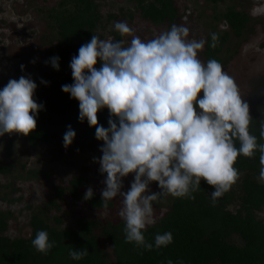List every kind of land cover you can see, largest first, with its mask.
Wrapping results in <instances>:
<instances>
[{"label": "clouds", "instance_id": "obj_1", "mask_svg": "<svg viewBox=\"0 0 264 264\" xmlns=\"http://www.w3.org/2000/svg\"><path fill=\"white\" fill-rule=\"evenodd\" d=\"M114 28L121 37L132 32L124 22H116ZM188 35L187 27L173 24L153 39L132 36L125 46L123 39H100L93 34L71 58L73 83L61 86L79 102V121L87 120L95 127L96 139L103 142L102 157L96 159L100 173L106 174L101 205L107 209L109 201L120 197L125 242L149 251L173 241L171 232L157 234L154 245L145 240L143 230L155 222L154 201L169 195L194 199L192 193L203 180L214 189L211 202L215 205L239 178L234 167L237 158H252L257 151L261 166L257 179L264 182V143L249 132L248 102L220 62L204 63L198 58L206 41L188 40ZM210 35V46L215 48L218 34ZM59 59L50 58L57 71ZM36 88L30 77L22 75L0 90V136H28L36 129L37 116L44 108L34 98ZM105 108L107 128L98 123V112ZM75 136L69 125L63 146L68 148ZM260 139L264 140V121ZM129 174H134V181L127 192L121 191L123 178ZM152 182L158 183L160 191L146 194ZM93 195L89 187L83 198L90 200ZM31 243L43 254L55 247L44 230ZM88 254L87 248L69 251L73 260Z\"/></svg>", "mask_w": 264, "mask_h": 264}, {"label": "trees", "instance_id": "obj_2", "mask_svg": "<svg viewBox=\"0 0 264 264\" xmlns=\"http://www.w3.org/2000/svg\"><path fill=\"white\" fill-rule=\"evenodd\" d=\"M137 9L143 19L155 24L179 25L181 15L175 0H137ZM47 12L49 28L57 35L58 50L49 51L46 61L51 66L50 58L58 56L59 70L63 73L69 71L71 58L78 55L80 46L90 41L93 34L99 36L96 31L102 16L95 0H60L58 6ZM220 19L237 38L243 36L250 22L247 13L232 6L219 16ZM210 34L198 56L204 63L216 59L222 65L225 63L222 52L227 34L219 37L215 48L210 46ZM113 36L114 40L123 38L116 30ZM100 66L98 61L96 67ZM55 70L53 67L39 70L38 83L41 84L44 77L52 81L56 90L35 91L36 102L44 105L37 116L36 129L28 136L10 135L25 140L31 146L64 147L63 136L71 125L76 136L69 149L79 151L102 145L103 142L95 137V127H90L87 120L79 121V102L62 91L61 86L72 84L73 78L56 74ZM250 115L249 132L257 137L258 143H264L260 139V124L264 119ZM108 119L107 108L98 112L100 125L107 128ZM236 147H239L238 141ZM259 155L257 151L252 158L243 155L237 158L234 167L239 171V178L215 205L211 202L214 189L203 180L199 189L192 193L194 199L172 197L163 213L157 208L159 201H154L152 207L158 211V216L155 215V222L143 230L145 240L154 245L157 234L171 232L173 241L159 249L153 246L151 251L125 242L122 219L111 221L72 214L74 225H64L61 217L54 215L51 223L49 212L53 208L59 210L60 201L68 195L74 200L84 199L86 190L91 187L89 178L83 174L88 168L83 167L82 174L73 176L66 185L56 186V199L49 201L47 210L32 214L30 236L10 238L3 235L12 214L9 210H0V264H167L168 260L173 264H264V222L258 218L264 207V182L257 179L261 167ZM32 173L52 181L50 171ZM101 199V194L94 192L93 197L84 203L91 210H103ZM112 205L113 202L109 201L108 207ZM41 230L48 233L50 242L55 241V247L47 254L37 252L31 243ZM83 248L89 252L86 257L71 259L70 250Z\"/></svg>", "mask_w": 264, "mask_h": 264}, {"label": "rangeland", "instance_id": "obj_3", "mask_svg": "<svg viewBox=\"0 0 264 264\" xmlns=\"http://www.w3.org/2000/svg\"><path fill=\"white\" fill-rule=\"evenodd\" d=\"M59 2L60 0H0V90L10 79L18 80L22 75L30 77L36 83L35 91L56 90L51 80L43 77L41 80L47 83L39 84L38 79L41 68L52 67L45 63L46 54L58 50L57 35L55 30L49 28L47 10L58 6ZM175 2L181 15L179 25L189 29L188 40L206 41L209 33H216L220 38L227 34L223 45L225 63L222 68L234 78L242 98L249 104L250 113L264 119V0ZM95 3L102 16L96 31L100 39H114L116 22H124L132 29L130 34L122 38L125 46L130 44L132 36H139L146 41L170 30L166 24H155L143 19L137 9V0H95ZM231 6L250 17L241 38L235 37L223 20H218ZM202 51L203 49L199 53ZM21 65L25 66L23 71ZM55 73L61 71L55 70ZM61 74L72 78L71 68ZM102 145L75 151L55 145L31 146L25 140L13 138L7 133L0 136V168H4V171H0V210H9L12 214L3 235L10 238L30 236L32 214L47 210L49 201L56 199V186L66 185L73 176L82 174L83 167L88 168L83 174L89 178L91 188L95 193L101 194L106 174L100 173V164L96 159L102 157ZM34 171H50L52 181L44 180L32 173ZM133 181L134 174L124 177L121 191L127 192ZM157 191H160L158 183L152 182L146 194ZM170 198L171 195L159 200V212L166 210ZM111 201L112 207L95 211L87 207L84 199L74 200L68 195L60 201L59 210L53 208L49 212L50 221L52 223V217L57 215L64 225H74L72 214L101 220H121V198L116 197ZM155 215L158 216V211L153 210V217ZM258 218L264 222V207L259 211Z\"/></svg>", "mask_w": 264, "mask_h": 264}, {"label": "flooded vegetation", "instance_id": "obj_4", "mask_svg": "<svg viewBox=\"0 0 264 264\" xmlns=\"http://www.w3.org/2000/svg\"><path fill=\"white\" fill-rule=\"evenodd\" d=\"M49 9H51V8H49ZM49 9H48V10H49Z\"/></svg>", "mask_w": 264, "mask_h": 264}]
</instances>
